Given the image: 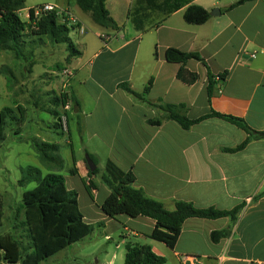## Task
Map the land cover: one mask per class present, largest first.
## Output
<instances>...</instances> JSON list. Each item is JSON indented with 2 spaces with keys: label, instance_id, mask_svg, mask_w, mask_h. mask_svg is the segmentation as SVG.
I'll return each instance as SVG.
<instances>
[{
  "label": "crops",
  "instance_id": "1",
  "mask_svg": "<svg viewBox=\"0 0 264 264\" xmlns=\"http://www.w3.org/2000/svg\"><path fill=\"white\" fill-rule=\"evenodd\" d=\"M239 1L195 0L194 5L205 8L210 14L216 9L220 11V14H211L209 21L199 26L185 22V9L168 17L151 13L144 31H137L129 18L134 0H106L107 10L119 31L97 25L77 1L76 6L71 5L70 0L44 2L27 8L25 5L18 13L21 18L26 9L29 12L40 5L52 4L56 6L60 23L76 19L85 32H77L84 36L80 41L81 49L71 39L80 56L68 59L66 47L63 48L66 51L64 71L73 72L66 90L79 102V108L73 106L69 112L67 134L56 127V113H60L61 106L54 103V98L65 90L66 77L59 79L58 70H50L52 65L39 70L43 64L40 67L34 57L42 52L46 37L26 38L25 49L30 48V51L24 52L22 58L29 56L31 60L24 66H28L27 74L34 77H29L31 82H36L39 90L43 88L39 91L43 97L28 101L26 119L25 110L16 106L23 121L16 135L23 133L24 127L34 126V118L28 122V113L35 114L43 107L53 117L44 130L53 134L54 142L38 136L35 141L59 145L62 157L64 139L60 138H67L64 142L71 146L75 133L85 141V151L96 161H103L105 165L112 161L124 172L133 171L135 187L162 202L168 210H174L176 201L189 202L200 209L213 207L227 211L244 204L234 223L230 218L187 220L175 248L169 249L150 238L156 225L154 220L126 215L112 219L102 212L101 206L110 192L97 177H89L85 158L78 162L71 150V184L67 185L68 177L63 175L66 186L78 193L85 223L99 225L108 244L118 235L117 249L128 243L149 245L154 253L166 258V264H264V139L252 140L244 150L230 153L225 149L238 147L248 135L225 120L210 118L189 130L172 120L160 126L150 125L148 121L162 116L163 111L137 102L119 88L120 84L128 83L133 91L143 94L152 82L145 97L154 104L185 105L186 115L192 120L213 110L242 119L251 129L264 132V0H248L228 10ZM28 16L27 20H21L28 23ZM91 23L95 37L87 38ZM170 48L199 53L205 60L207 65L190 60L184 66L198 76L195 83L179 80L178 73L183 66L167 62L166 51ZM10 54L5 55V64L0 67L11 71L7 74L11 82L16 80L17 64ZM209 72L215 76L211 95ZM45 73L52 78L44 80ZM224 74H227L225 81L216 80ZM37 127L36 130L44 131ZM64 169L65 160L61 171ZM61 171L53 172L60 174ZM91 183L97 189L89 190ZM82 196L84 207L80 204ZM229 226L228 238L218 243L211 240L213 232ZM115 259L114 255L104 264H114ZM96 264H102L101 260Z\"/></svg>",
  "mask_w": 264,
  "mask_h": 264
},
{
  "label": "trees",
  "instance_id": "2",
  "mask_svg": "<svg viewBox=\"0 0 264 264\" xmlns=\"http://www.w3.org/2000/svg\"><path fill=\"white\" fill-rule=\"evenodd\" d=\"M77 5L83 12L102 28L109 31H119V26L111 17L106 7V0H76ZM195 0H134L129 11V18L137 31H144L147 27L150 13H160L165 17L185 9L184 20L189 25H203L211 18V14L203 7L194 5ZM248 0H241L228 8V10L243 4ZM27 0H0V51L12 52L16 58L24 57L26 38L46 37L52 44H64L68 53V59L75 58L81 53L74 46L70 34L73 28L67 24L59 22L56 12L44 14L38 21L34 18V10L29 11V21L25 23L18 13L25 8ZM166 60L169 63L181 64L183 68L178 73V78L186 84L195 83L198 76L186 70L184 66L190 60L206 62L199 53L183 52L174 48L166 51ZM11 74L5 67H0V77L2 74ZM225 81L227 74L220 75ZM215 76L209 72V95L212 93L211 85ZM152 82L145 88L143 94H139L130 88L128 83L119 85L127 94L132 96L137 102L146 104L149 107L163 111L162 116L149 120L148 123L160 126L166 120L177 122L184 130H189L194 125L210 118L225 120L240 129L244 130L248 137L236 148L225 149L230 153L244 150L252 140L264 139V132H257L251 129L245 121L228 115H223L211 111L199 119H189L186 115L185 105L154 104L146 99ZM70 99L74 107L79 108V102L72 93L60 95L54 98V103L58 107ZM14 111L11 108H3L0 111V135ZM59 113H56V116ZM78 126L82 130L80 119ZM56 127L60 130L57 122ZM34 148L39 154L40 162L47 166L50 173L43 176L42 171L34 166L22 167L21 177L18 181L20 187H25L31 183L37 184L36 188L24 194L22 202L26 211L27 225L31 228L32 240L37 263H43L58 255L68 247L85 240L92 235L95 227L85 223L81 213L78 193L70 191L66 186L63 175L53 171H61L64 168V160L60 156V146L41 141H34ZM91 159L98 165L96 159L87 151ZM86 163V159H85ZM87 164V163H86ZM89 177H98V168L91 172L88 168ZM102 184L109 190L110 194L101 206L102 212L109 218H116L126 215L131 218L146 217L155 221L156 225L150 238L156 242L165 244L169 249H174L183 227V224L192 218L217 220L230 218L234 223L237 220L244 204L232 210H219L216 208L200 209L194 204L185 201H176L174 210H168L165 205L148 197L145 192L135 187L136 176L133 171L124 172L112 161H107L105 174L100 177ZM89 190L97 189L91 183ZM1 217V214H0ZM99 226V225H98ZM100 227V226H99ZM231 234V226L222 231L211 234V240L218 243L228 238ZM165 257L159 256L149 245L132 244L126 245L124 264H166Z\"/></svg>",
  "mask_w": 264,
  "mask_h": 264
},
{
  "label": "rangeland",
  "instance_id": "3",
  "mask_svg": "<svg viewBox=\"0 0 264 264\" xmlns=\"http://www.w3.org/2000/svg\"><path fill=\"white\" fill-rule=\"evenodd\" d=\"M50 1L60 0H27L26 8ZM70 3L76 6L75 0H70ZM28 15V10H24L21 13V19L27 20ZM149 15L151 16V13ZM94 32L95 29L91 23L88 28L87 38H94ZM70 37L77 48L81 49L80 41L83 40L84 36H80L73 30ZM46 42V44H43V53L39 52L34 59L40 67L43 64L42 68L39 69L41 71L43 67L49 68L51 65L53 66V68L50 67L51 71L56 68L61 75L60 79L65 76L64 69L66 67L63 59L66 51L63 48L66 46L64 44L54 45L49 40H46ZM29 51L30 48L25 49L26 53ZM8 54L10 53L0 51V65L5 64L4 57ZM10 55L11 60L17 64L14 70L16 80L10 82L11 78L6 74H2L0 77V111L6 107L14 109H12L14 113L7 119L3 132L0 135V264H96L97 260H101L102 264H104L105 260H111L114 255L116 256L114 264H124L126 247L117 249L116 246L120 242L118 235L114 237L113 242L108 244L104 240L99 226L95 227L92 235L87 239L68 247L63 252L43 263H37L31 228L27 225L26 211L23 208L22 202L24 194L34 190L37 184L31 183L25 187H20L18 181L21 177L20 169L22 167H37L42 170L43 176H46L50 172L47 166L43 165L39 160V154L34 148V138L38 136L39 138L49 140V142H54L52 141L53 134L44 130L53 121V117L43 107L41 110L36 111L35 114L29 112L28 122L31 123V120L34 118V126L31 127L34 131L27 126L28 128L24 127L23 133L16 135L15 131H19L20 126L23 124L20 112L16 106L18 105L21 109L25 110L24 118L26 119L27 107H29L28 101H33V98L37 96L42 98L43 93L39 91L43 88L39 90L36 82H31L29 79V77L34 78L32 75L29 76L27 74L28 66H24L30 62L29 56H27V59L22 58L19 61L16 60L13 53ZM19 63L21 66L18 65ZM58 65L62 68L58 69ZM50 77L51 75L48 73L42 75L44 80L50 79ZM37 124L40 128H43V132L36 130L38 128ZM78 137V135L76 136L73 133L74 144L71 146L64 142L67 138H60L64 139L63 142L62 140L60 141L62 142L61 155L65 160V169L60 174L68 177V186L71 184V179H69V169L72 163L71 150L75 153L73 157L76 156L78 162L86 158L87 155L85 152V141L82 142ZM97 163L99 170L97 178L102 184L100 177L105 174V164L103 161H97ZM78 181L77 186L81 190ZM80 204L84 207L83 196L80 199Z\"/></svg>",
  "mask_w": 264,
  "mask_h": 264
},
{
  "label": "built area",
  "instance_id": "4",
  "mask_svg": "<svg viewBox=\"0 0 264 264\" xmlns=\"http://www.w3.org/2000/svg\"><path fill=\"white\" fill-rule=\"evenodd\" d=\"M34 10V18L36 21H38L44 14L49 13V12H56L57 9L56 6L52 4H43L38 7H36ZM58 15V13H57ZM29 19V16H28ZM63 24H67L69 27L73 28L74 31L83 34L85 32V28L76 20V19H70L68 22L66 20H63ZM106 40V38H105ZM252 58H255V55L252 56ZM73 76V72L66 70L65 71V77L66 81L64 84V91H62V94L67 95L68 92L66 89L69 87V80ZM216 80L219 81L220 83L223 82L220 78V76L216 77ZM73 104L70 101V99H67L65 103L61 104V111L59 113L58 117V123L60 125V130L62 133L67 134L69 132V112L72 110Z\"/></svg>",
  "mask_w": 264,
  "mask_h": 264
},
{
  "label": "water",
  "instance_id": "5",
  "mask_svg": "<svg viewBox=\"0 0 264 264\" xmlns=\"http://www.w3.org/2000/svg\"><path fill=\"white\" fill-rule=\"evenodd\" d=\"M215 13L220 14V11L216 9L211 14L212 15H215ZM85 159H86V163H87L88 168L90 169V171L91 172H94L97 169V165L95 164V162L93 161V159H91L88 154L86 155V158Z\"/></svg>",
  "mask_w": 264,
  "mask_h": 264
}]
</instances>
